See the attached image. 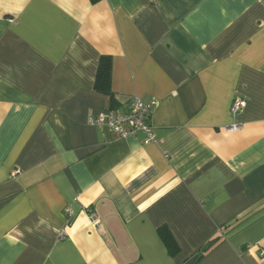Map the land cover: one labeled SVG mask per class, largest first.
I'll list each match as a JSON object with an SVG mask.
<instances>
[{"label": "crops", "instance_id": "obj_1", "mask_svg": "<svg viewBox=\"0 0 264 264\" xmlns=\"http://www.w3.org/2000/svg\"><path fill=\"white\" fill-rule=\"evenodd\" d=\"M131 97L156 101L154 143L87 123ZM212 241L195 264H264V0H0V264H184Z\"/></svg>", "mask_w": 264, "mask_h": 264}, {"label": "built area", "instance_id": "obj_2", "mask_svg": "<svg viewBox=\"0 0 264 264\" xmlns=\"http://www.w3.org/2000/svg\"><path fill=\"white\" fill-rule=\"evenodd\" d=\"M245 102L240 98H235L230 107L232 117L242 111ZM156 107V101L144 102L138 97H131L124 111L109 109L104 114L90 116L87 123L99 129H107L114 133L118 138L136 137L141 135V142L149 144L155 142L150 118ZM237 125H231L227 131H236ZM18 172L12 171L11 176H15ZM68 213H71L68 211ZM89 224L93 230H98L99 219L93 211L87 212Z\"/></svg>", "mask_w": 264, "mask_h": 264}, {"label": "trees", "instance_id": "obj_3", "mask_svg": "<svg viewBox=\"0 0 264 264\" xmlns=\"http://www.w3.org/2000/svg\"><path fill=\"white\" fill-rule=\"evenodd\" d=\"M92 4L100 0H89ZM110 74H111V59L108 56H102L99 59L98 67L94 80V89L96 92L108 95L111 97L110 91ZM113 109V107L111 108ZM159 234L166 246L168 253L173 256L177 253L178 248L166 229H160ZM214 241L210 242L206 247L198 251V253L188 259L184 264H195L198 262L203 255L213 247Z\"/></svg>", "mask_w": 264, "mask_h": 264}]
</instances>
